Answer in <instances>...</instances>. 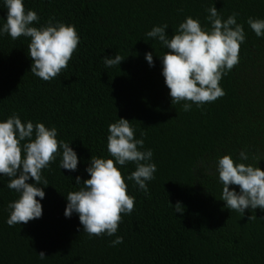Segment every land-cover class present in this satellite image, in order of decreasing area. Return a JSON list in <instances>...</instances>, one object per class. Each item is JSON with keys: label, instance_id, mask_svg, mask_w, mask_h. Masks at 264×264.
Segmentation results:
<instances>
[{"label": "trees", "instance_id": "trees-1", "mask_svg": "<svg viewBox=\"0 0 264 264\" xmlns=\"http://www.w3.org/2000/svg\"><path fill=\"white\" fill-rule=\"evenodd\" d=\"M41 27L53 22L74 26L79 37L68 67L50 81L31 71L30 38L0 35V122L16 114L26 123L58 130L57 140L77 153V171L59 167L61 154L41 170L42 216L9 226L8 205L19 193L0 174V264H264V211L244 215L225 208L216 173L217 158L230 155L264 171V37L247 19H264V0H23ZM215 6L223 19L238 13L246 40L239 63L219 82L225 95L188 111L172 105L159 56L166 49L146 33L167 24L169 37L191 16L210 31L206 9ZM7 8L0 0V27ZM153 53L154 66L145 54ZM120 55V65L106 67L104 57ZM191 103V102H189ZM130 121L141 151L151 149L157 171L145 193L127 177L133 162L117 165L134 197L131 214H121L113 236L89 237L77 214L68 218L66 195L79 190L75 177L90 178L91 156L107 151L108 125ZM141 132L144 136L141 137ZM241 150L249 156L239 159ZM114 159V158H112ZM261 159L259 162L258 160ZM71 177V178H69ZM27 183H35L29 179ZM239 192V186L230 185ZM181 202L185 211L175 213ZM255 219H249L250 216ZM117 236L123 243L111 246ZM46 258L41 260L38 253Z\"/></svg>", "mask_w": 264, "mask_h": 264}, {"label": "clouds", "instance_id": "clouds-1", "mask_svg": "<svg viewBox=\"0 0 264 264\" xmlns=\"http://www.w3.org/2000/svg\"><path fill=\"white\" fill-rule=\"evenodd\" d=\"M4 6L7 19L0 27V35L7 34L12 40L22 36L30 38L27 54L32 60L31 73L43 81L57 77L68 67L79 44L74 26L54 23L50 18L46 25L38 28L33 26L40 19L38 14L33 10L25 12L23 0H4ZM206 11L210 31L202 30L200 21L189 16L171 37L166 33L167 24L154 26L146 33V37L157 40L166 49L159 56L162 75L172 105L184 102V111L190 110L193 103L200 107L225 95L219 82L239 63L240 46L246 40L243 25L237 23L238 13L225 20L215 6ZM247 24L258 38L264 37V19L249 17ZM124 59L117 54L114 58L104 57V63L106 67H113ZM145 59L154 66L152 52L146 53ZM108 133L107 151L114 159L91 156L85 169L90 178L82 181L76 176L75 185L82 187L66 195L65 217L77 214L83 232L89 237H101L105 233L113 236L121 222V214H131L134 209L135 198L127 194V184L117 165L135 163L136 170L127 179L134 181V186L145 193L148 191L147 182L155 179L157 171L156 164L150 162L153 151L140 150L144 140L135 138L130 121L119 118L108 125ZM57 135L55 127L48 128L39 122L33 124L30 120L24 123L16 114L0 122V174L10 178L7 187L20 194L8 205L11 211L7 224L10 227L27 224L42 216V205L36 198L43 200L45 192L37 185L48 186L41 170L56 160L58 152L61 154L60 169L77 171V153L70 143L58 141ZM239 159H249L246 151H240ZM216 173L222 185L220 200L225 202V208L242 216L246 209L264 211V171L259 167L234 163L230 155H224L217 158ZM29 179L35 183H27ZM230 185L239 186V192L230 190ZM172 206L175 213L185 211L179 201ZM255 218L253 215L249 217ZM121 243L123 237L117 236L111 246ZM38 255L41 260L46 258L43 251Z\"/></svg>", "mask_w": 264, "mask_h": 264}]
</instances>
